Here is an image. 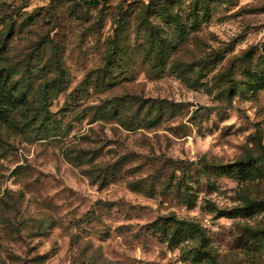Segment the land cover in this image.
<instances>
[{"label": "rangeland", "instance_id": "obj_1", "mask_svg": "<svg viewBox=\"0 0 264 264\" xmlns=\"http://www.w3.org/2000/svg\"><path fill=\"white\" fill-rule=\"evenodd\" d=\"M84 1L0 0V89L26 96L0 119V264H264V160L212 167L264 158V0ZM169 215L201 235L159 241Z\"/></svg>", "mask_w": 264, "mask_h": 264}, {"label": "trees", "instance_id": "obj_2", "mask_svg": "<svg viewBox=\"0 0 264 264\" xmlns=\"http://www.w3.org/2000/svg\"><path fill=\"white\" fill-rule=\"evenodd\" d=\"M86 4H92L95 2V0H89V1H84ZM111 45L116 46L118 45V41L114 40ZM3 48L0 47V53ZM116 48L110 47V57L112 58L113 55L116 53ZM9 74L8 69H1L0 71V82H3L2 79H5V77ZM62 74H58L54 80L50 84L46 85H41L39 88V99L41 100V103L44 104L50 97L49 92L50 90H53L55 87H59L63 84L64 79H63ZM25 85V84H24ZM26 96L24 91L19 93L16 96L13 94L11 95V89L5 88L3 91L0 89V119L1 120H8L10 111L6 109V107H12L10 104H14L15 102H23L25 100ZM113 113H117V109H114ZM35 121H37V124L35 125L39 132L43 135H57L56 132L59 129V124L58 121L53 117L52 113H49L48 111H40L34 118ZM32 119V120H33ZM66 160L68 162H72L74 164H80L82 161H84V158H86V155H84L81 152L76 153L75 155H65ZM92 158V157H91ZM90 159V158H89ZM264 160L263 157H250V156H244L240 159L235 160L233 163H228L225 165H217L213 164L212 167L214 168H234V167H244L248 168L253 165H258L259 163H262ZM92 161V159H91ZM90 162V161H89ZM90 164V163H89ZM91 166V164H90ZM93 167V166H92ZM117 169V164L114 165ZM210 167V164L207 166ZM112 170V169H111ZM82 172L93 179L95 178H100L98 174L96 176L93 175V170H82ZM112 172V171H111ZM117 171H113L112 173H103L101 175V181L100 185L105 184L108 179L113 180L115 177V173ZM97 180V179H95ZM128 186L132 190H138L136 189L131 183H128ZM176 189L179 192H182V202L185 206H191L192 203L194 202L193 199L191 198L192 194L190 192V188L187 187V185L182 184L181 181H178L176 184ZM150 230L152 234H158V240L162 242H167V244L170 247H175L179 243L190 240L195 238L196 236H200L202 233V229L200 226L191 220H185V219H180L174 215H169V216H164V217H159L157 218L151 225H150ZM195 253L200 254H206V251H200L196 250ZM196 255V254H195Z\"/></svg>", "mask_w": 264, "mask_h": 264}]
</instances>
